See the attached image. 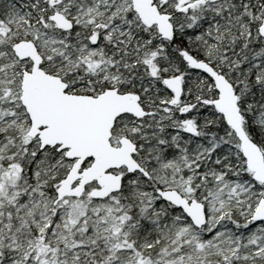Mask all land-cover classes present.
<instances>
[{
	"label": "snow or ice",
	"instance_id": "snow-or-ice-1",
	"mask_svg": "<svg viewBox=\"0 0 264 264\" xmlns=\"http://www.w3.org/2000/svg\"><path fill=\"white\" fill-rule=\"evenodd\" d=\"M0 264H264V0H0Z\"/></svg>",
	"mask_w": 264,
	"mask_h": 264
}]
</instances>
